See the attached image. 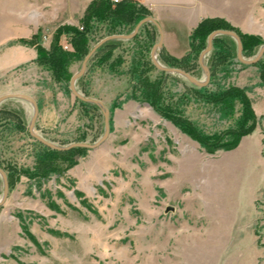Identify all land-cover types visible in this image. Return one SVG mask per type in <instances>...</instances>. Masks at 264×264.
Returning <instances> with one entry per match:
<instances>
[{"label":"rangeland","instance_id":"374dc122","mask_svg":"<svg viewBox=\"0 0 264 264\" xmlns=\"http://www.w3.org/2000/svg\"><path fill=\"white\" fill-rule=\"evenodd\" d=\"M45 1L0 0V98L21 94L0 100V166L11 175L0 264H264V56L245 63L236 38L223 37L202 60L206 90L225 94L214 101L191 78L159 69L143 32L92 54L74 88L100 104H84L71 79L85 58L69 59L60 80L39 60L64 25L35 26L33 6ZM262 10L260 44L245 60L264 46V0ZM198 42L185 65L205 82ZM61 44L74 50L66 35ZM11 50L23 53L10 64ZM26 96L38 105L34 122ZM107 111L109 132L95 148L53 156L32 134L60 147L93 144ZM239 128L246 134L234 135ZM4 191L0 173V200Z\"/></svg>","mask_w":264,"mask_h":264},{"label":"trees","instance_id":"16d2710c","mask_svg":"<svg viewBox=\"0 0 264 264\" xmlns=\"http://www.w3.org/2000/svg\"><path fill=\"white\" fill-rule=\"evenodd\" d=\"M150 15L151 12L149 11V9L139 3L137 0H120L119 2H114L113 0H93L88 5L84 15L79 20L81 27L79 28L78 26H73L70 24L59 26L53 34V40L50 49L44 50L43 48H39V60L43 62L46 61L47 64H49L50 68L53 70L54 76L58 80H60L61 77H64L63 75L65 73V65L69 59H71L72 57L85 58L92 50V48H87V38L89 37V35H92L93 31H95L100 24H106L108 26V36L113 34H124V30L127 28L129 29V31H127L126 34H129L135 29L137 24L142 19L149 17ZM216 30H230L235 32L240 37L243 55L254 51V48L258 44H260L261 41L259 36H256L254 34L242 33L224 19L206 18L198 24V26L191 34L192 49H196L194 45L197 41H199L198 43H202L203 45L201 51L205 49L208 44L209 35ZM143 32H145L146 34L145 36L148 40V44L150 46H154V44L158 41L159 36L157 26L153 22H145L141 26L138 33H136L133 37L109 39L102 45H100L93 53V55H97L99 52L103 51L104 48L115 46L119 40H136ZM62 35H66L69 37V41L72 43L74 48L73 51H68L63 48L61 44ZM225 36H228V34H219L213 38V49L215 48V46H217V43ZM35 37L36 35L33 38ZM159 55L160 57H162V62L167 67L180 68L186 72H191L192 70L187 65H185L189 54L180 59L163 53V51H161ZM262 56H264V53ZM261 59L262 58L258 59L254 63L259 62ZM210 75L212 77V73ZM198 86H196L195 88L197 89L198 93L204 94H201L202 96H206L207 98H210L214 101H224V92L218 93L217 91H207V85ZM227 95H229V92L227 93ZM237 96L244 106L243 114H245V121L251 120L254 126L256 123V115L252 109L250 102L246 98L245 93H239V95L237 94ZM78 99H80L84 104L92 103L91 101H87L79 97ZM238 132L239 133H235L234 135L242 136L243 134H246L240 133L244 132L243 128H239ZM36 140H38V142L41 143L47 149V151H49V154H52L53 156L60 154L69 155L74 150L86 148L77 146L68 149H55L44 144L37 138ZM1 169L3 170V168ZM6 177L8 180V184L10 185L11 175L6 173Z\"/></svg>","mask_w":264,"mask_h":264},{"label":"crops","instance_id":"0c3cea01","mask_svg":"<svg viewBox=\"0 0 264 264\" xmlns=\"http://www.w3.org/2000/svg\"><path fill=\"white\" fill-rule=\"evenodd\" d=\"M93 0H46L45 5L36 3L39 12L32 22L53 25L76 24ZM151 12L163 34V44L156 52L182 58L191 50V34L206 18H220L244 33L262 35V0H137ZM41 9V10H40ZM151 22V21H149ZM56 24V25H55ZM155 24V23H154ZM156 25V24H155ZM158 29V27H157ZM159 32V30H158ZM160 34L158 36V41ZM157 41V42H158ZM238 43V42H237ZM9 60L22 56V50L9 52ZM32 57L34 52H31ZM6 61V65H10ZM246 63V62H245Z\"/></svg>","mask_w":264,"mask_h":264},{"label":"water","instance_id":"95a60500","mask_svg":"<svg viewBox=\"0 0 264 264\" xmlns=\"http://www.w3.org/2000/svg\"><path fill=\"white\" fill-rule=\"evenodd\" d=\"M153 22L156 24V26L158 27V30H159V34H160V38H159V41L156 42L151 50V57H152V61L153 63L161 70H165L167 72H179V73H182L184 74L186 77L188 78H191L195 84L197 85H206L209 81V78H210V72L208 71L209 69L203 65L202 63V60H203V57L206 53H208L211 49H212V40L213 38L217 35V34H230L232 35L234 38H236L237 42H238V55L239 57L241 58L242 61L246 62V63H254L256 62L258 59H260L264 53V46L259 50L258 54L256 55L255 58L251 59V60H245L243 57H242V43H241V40H240V37L233 31H230V30H216L214 32H212L209 37H208V44H207V47L205 49L202 50L201 54H200V63L202 64V66L205 68L206 72H207V77H206V81L205 82H201V81H198L197 79H195L194 77H192V75L180 68H174V67H167L165 65H162L158 59L156 58V50L158 47H161L162 44H163V34H162V29L160 28L159 24L155 21V19L151 16L149 17H146L144 19H142L138 24L137 26L135 27V29L129 33V34H115V35H109L103 39H101L93 48L92 50L89 52V54L85 57L84 61H83V65H82V69L81 71L74 75L71 79V89L72 91L74 92V94L79 97V98H82V99H85L87 101H91V102H95V103H98L100 104V102L98 100H95V99H92V98H86V97H83L81 96L74 88V82L75 80L80 77L82 75V73L84 72L85 68H86V65H87V62L89 60V58L92 56V54L96 51V49L102 45L104 42H106L107 40L109 39H113V38H131L133 37L136 33H138V31L140 30L141 26L145 23V22ZM8 96H21V94H9V95H6V96H3L0 98L1 99H4L5 97H8ZM29 100H31L34 104V116H33V122L35 120V118L37 117V114H38V105L37 103L32 100L30 97L26 96ZM108 132H109V117H108V111L106 112V123H105V133L103 134V136L95 143L93 144H90V143H87V142H75V143H72L68 146H64V147H60V146H57L55 144H52L48 141H46L45 139H43L42 137L34 134L33 136L36 137L37 139H39L40 141H42L44 144L50 146L51 148H55V149H68V148H72V147H77V146H81V147H87V148H95L97 146H99L107 137L108 135ZM0 173L2 174L3 176V179H4V184H5V191H4V194H3V197L2 199L0 200V204H2L5 199H6V196L8 194V180H7V177H6V174L4 173V171L0 168Z\"/></svg>","mask_w":264,"mask_h":264},{"label":"built area","instance_id":"2783aa9c","mask_svg":"<svg viewBox=\"0 0 264 264\" xmlns=\"http://www.w3.org/2000/svg\"><path fill=\"white\" fill-rule=\"evenodd\" d=\"M114 2H119L120 0H113Z\"/></svg>","mask_w":264,"mask_h":264}]
</instances>
